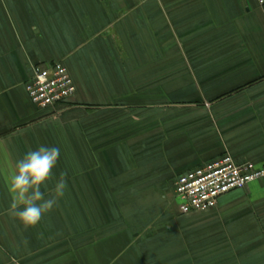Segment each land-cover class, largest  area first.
<instances>
[{"label":"crops","instance_id":"crops-1","mask_svg":"<svg viewBox=\"0 0 264 264\" xmlns=\"http://www.w3.org/2000/svg\"><path fill=\"white\" fill-rule=\"evenodd\" d=\"M58 61L76 92L39 108ZM40 146L44 198L67 188L25 228L7 181ZM225 153L264 165L258 0H0V264H264V178L180 211L176 179Z\"/></svg>","mask_w":264,"mask_h":264},{"label":"built area","instance_id":"built-area-1","mask_svg":"<svg viewBox=\"0 0 264 264\" xmlns=\"http://www.w3.org/2000/svg\"><path fill=\"white\" fill-rule=\"evenodd\" d=\"M258 4L264 11V0H258ZM26 90L33 104L47 108L73 97L76 86L68 68L58 61L47 67L35 66ZM263 178L264 165L237 162L231 154L225 153L180 175L174 190L181 213L204 212L217 207L220 198L227 193L247 189L253 181Z\"/></svg>","mask_w":264,"mask_h":264},{"label":"clouds","instance_id":"clouds-1","mask_svg":"<svg viewBox=\"0 0 264 264\" xmlns=\"http://www.w3.org/2000/svg\"><path fill=\"white\" fill-rule=\"evenodd\" d=\"M59 155L58 147L40 146L37 150H30L16 162L15 171L8 178L10 214L25 228L36 226L65 194L67 183L64 173L55 185L52 198L45 199L41 191V186L51 178Z\"/></svg>","mask_w":264,"mask_h":264},{"label":"trees","instance_id":"trees-1","mask_svg":"<svg viewBox=\"0 0 264 264\" xmlns=\"http://www.w3.org/2000/svg\"><path fill=\"white\" fill-rule=\"evenodd\" d=\"M68 100H69V99H68ZM65 101H67V100H65ZM65 101H63V102L59 103L58 105H60V104H64V103H65Z\"/></svg>","mask_w":264,"mask_h":264}]
</instances>
